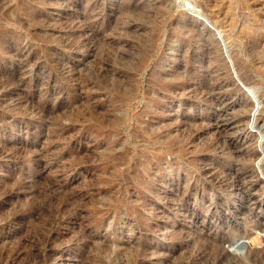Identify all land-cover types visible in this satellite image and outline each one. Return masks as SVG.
Masks as SVG:
<instances>
[{
  "label": "rangeland",
  "instance_id": "obj_1",
  "mask_svg": "<svg viewBox=\"0 0 264 264\" xmlns=\"http://www.w3.org/2000/svg\"><path fill=\"white\" fill-rule=\"evenodd\" d=\"M263 28L264 0H0V264H264Z\"/></svg>",
  "mask_w": 264,
  "mask_h": 264
},
{
  "label": "bare ground",
  "instance_id": "obj_2",
  "mask_svg": "<svg viewBox=\"0 0 264 264\" xmlns=\"http://www.w3.org/2000/svg\"><path fill=\"white\" fill-rule=\"evenodd\" d=\"M121 1V0H120ZM231 1H233V0H231ZM250 1V0H249ZM123 3V2H122ZM235 3V2H234ZM164 4V3H163ZM125 6V5H124ZM201 6H202V4H201ZM121 9V8H120ZM242 9V8H241ZM247 9H249V8H247ZM256 10H258V9H256ZM213 11V10H212ZM249 11V10H248ZM261 11V10H260ZM252 12H253V10H252ZM12 14V13H11ZM217 14V13H216ZM259 14V13H258ZM217 16H218V14H217ZM247 17H249V16H247ZM222 18V17H221ZM9 19V18H8ZM217 20H218V18H217ZM217 20H215V22L217 21ZM37 21V20H36ZM45 21V20H44ZM222 21H220L219 22V24L220 25H223L224 23L222 22ZM247 22V21H246ZM249 22V21H248ZM252 22V21H251ZM244 23V22H243ZM229 24V23H228ZM216 25V24H215ZM242 25V24H241ZM229 26V25H228ZM246 26V25H245ZM260 26V25H259ZM262 26V25H261ZM218 27V26H217ZM224 27V26H223ZM227 27V26H226ZM247 27V26H246ZM257 27V26H256ZM263 27V26H262ZM124 28V27H123ZM185 28V27H184ZM220 28V27H219ZM250 28H251V26H250ZM249 28V29H250ZM73 29V28H72ZM126 29V28H125ZM190 29V28H189ZM223 29V28H222ZM248 29V28H247ZM247 29H245V31L247 30ZM252 29V28H251ZM257 29V28H256ZM262 29V28H261ZM264 29V28H263ZM75 30V29H74ZM79 30H82V29H79ZM219 30V29H218ZM242 30H244L243 28H242ZM96 31V30H95ZM223 31V30H222ZM70 32V31H69ZM80 32V31H79ZM227 32V31H226ZM225 32V33H226ZM248 32V31H247ZM254 32V31H253ZM73 33V32H72ZM243 33V32H242ZM259 33V32H258ZM79 34V33H78ZM95 34V33H94ZM227 34V33H226ZM232 34V33H231ZM248 34H250V33H248ZM255 34H256V32H255ZM69 35H70V33H69ZM72 35V34H71ZM75 35H76V33H75ZM242 35V34H241ZM246 35V34H245ZM244 35V36H245ZM257 35V34H256ZM260 36H262V34L260 33L259 34ZM258 35V36H259ZM74 36V35H73ZM228 36V35H227ZM243 36V35H242ZM247 36V35H246ZM255 36V35H254ZM229 37V36H228ZM249 38V37H248ZM253 38V37H252ZM251 38V40H250V42H247V43H244L242 46H245L247 49L249 48L250 49V47H253L254 49H255V47L254 46H256V42H258V41H256V39L258 40V38H257V36H255L253 39ZM262 38V37H261ZM260 39V38H259ZM70 40V39H69ZM229 40V39H228ZM78 41V40H77ZM24 42V41H23ZM243 42V41H242ZM246 42V41H245ZM73 43V42H72ZM261 44V43H260ZM19 47V46H18ZM215 48V47H214ZM213 48V49H214ZM258 48V47H257ZM252 49V48H251ZM250 49V50H251ZM254 49H252V50H254ZM16 50V49H15ZM17 50H19V48H17ZM249 50V51H250ZM256 50V49H255ZM262 50V49H261ZM209 51V50H208ZM210 52H212V51H210ZM209 52V53H210ZM235 52V51H234ZM252 52V51H251ZM250 52V53H251ZM262 52L264 53V51L262 50ZM17 53V52H16ZM242 53V52H241ZM254 53H256V52H254ZM262 54V53H261ZM211 55V54H210ZM251 55H252V53H251ZM255 55V54H254ZM256 57H257V55H255ZM213 57H215L216 59H220V58H218L217 56H215V55H213ZM235 57V56H234ZM252 57H254L253 55H252ZM262 58V61H263V63H264V54H263V56L261 57ZM257 59H258V57H257ZM256 59V60H257ZM236 60V59H235ZM223 61V60H222ZM239 61V60H238ZM255 61V60H254ZM256 62V61H255ZM257 62H258V60H257ZM256 62V63H257ZM259 62H260V60H259ZM186 63V62H185ZM261 63V62H260ZM259 63V64H260ZM255 64V63H254ZM262 64V63H261ZM218 65V64H217ZM225 65V64H224ZM241 64H239L238 66H239V71H240V73H241V75H244V82H246V84L248 85H250V84H252L251 83V78H249V75H248V73H247V71L244 69V66L242 67V66H240ZM220 66V65H219ZM248 67V66H247ZM251 68V67H250ZM258 68V67H257ZM262 69H263V66H262ZM238 71V72H239ZM249 74H250V72H249ZM224 75V74H223ZM5 78V77H4ZM219 79V78H218ZM14 81V80H13ZM224 81H227L226 79H223L222 81H220V82H218L219 83V87H222V82H224ZM230 81V80H229ZM16 84V83H15ZM128 85V84H127ZM226 85V84H225ZM231 85V84H230ZM198 88V87H197ZM200 88V87H199ZM128 89V88H127ZM213 89V88H212ZM198 90V89H197ZM203 91V90H202ZM214 91V90H213ZM206 92H207V90H206ZM209 92V91H208ZM130 93V92H129ZM215 95V94H214ZM225 95H226V98H228V96L230 95V93L228 92V91H226L225 92ZM213 96V95H212ZM220 96V95H219ZM218 95L216 96V98L218 99V100H222L223 99V96L222 97H219ZM211 97V96H210ZM215 98V99H216ZM9 100V99H8ZM213 100V99H212ZM215 101V100H214ZM171 133V132H170ZM253 156V155H252ZM52 186V185H51ZM38 199V198H37ZM18 207V206H17ZM78 213V212H77ZM77 216V215H76ZM75 216V217H76ZM79 218V217H78ZM82 218V217H81ZM57 221V220H56ZM18 222V221H17ZM45 226V225H44ZM85 231V230H84ZM243 237V236H242ZM245 238V237H244ZM36 239V238H35ZM27 240V239H26ZM93 242V241H92ZM32 243V242H31ZM47 243V242H46ZM238 243V242H237ZM27 244H28V242H27ZM36 244V243H35ZM241 244V243H240ZM37 246V245H36ZM35 253V252H34ZM32 259V258H31ZM142 261V260H141ZM138 262V261H137ZM140 264H144V263H140Z\"/></svg>",
  "mask_w": 264,
  "mask_h": 264
}]
</instances>
